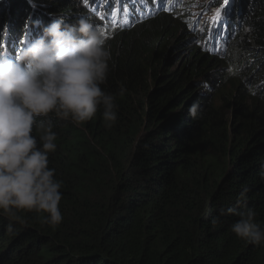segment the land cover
Returning <instances> with one entry per match:
<instances>
[{"label": "trees", "instance_id": "obj_1", "mask_svg": "<svg viewBox=\"0 0 264 264\" xmlns=\"http://www.w3.org/2000/svg\"><path fill=\"white\" fill-rule=\"evenodd\" d=\"M145 1L168 10L125 28L135 15L127 7L139 0H0V44L13 41L0 54L22 37L35 40L53 19L108 26L100 87L117 105L111 128L100 111L79 125L49 114L57 147L48 167L62 182L63 219L52 227L46 214L0 212V264H264V245L231 232L239 216L220 215L251 208L264 227V0H232L224 35L214 20L223 0L203 1L196 14L189 6L197 0ZM230 76L234 91H218Z\"/></svg>", "mask_w": 264, "mask_h": 264}, {"label": "clouds", "instance_id": "obj_2", "mask_svg": "<svg viewBox=\"0 0 264 264\" xmlns=\"http://www.w3.org/2000/svg\"><path fill=\"white\" fill-rule=\"evenodd\" d=\"M139 1L140 6L127 7L128 13L136 14L127 16L125 28L128 23L157 18L149 3ZM86 7L90 15L96 11L93 5ZM104 27L98 29L85 16L72 24L53 19L35 40L29 43L22 37L23 44L16 41L12 50L0 54V212L15 217L17 211H35L46 214L42 221L52 227L62 222V182L54 178L55 169L48 167L49 153L57 147L49 114L79 125L100 111L106 128L115 124V96L100 87L111 60V51L105 46L109 28ZM124 91L121 86L120 94ZM199 113V103L193 102L189 116L196 119ZM33 129L39 134L40 146ZM246 192L244 189L238 197L241 207H246ZM226 212L239 216L230 225L237 238L264 245V227L257 222L254 209H221L220 215Z\"/></svg>", "mask_w": 264, "mask_h": 264}, {"label": "rangeland", "instance_id": "obj_3", "mask_svg": "<svg viewBox=\"0 0 264 264\" xmlns=\"http://www.w3.org/2000/svg\"><path fill=\"white\" fill-rule=\"evenodd\" d=\"M205 1V3L210 0H197L195 1L194 3H192L189 8L190 10H193L192 14H196L200 11V5L202 4V2ZM196 3V4H195ZM201 20V15L198 16V23L199 21ZM203 22V19L201 20ZM202 22L200 23V25L202 24ZM192 27V26H191ZM217 33L219 35H224L226 33V29H225V26H220L218 29H217ZM206 39V38H205ZM126 43H127V40H126ZM180 55H182V53H180ZM177 62V61H176ZM245 71H243L242 73H244ZM258 76H259V72L256 71L254 72L252 78H251V84H254V83H257L259 82L258 80ZM234 79L235 77L234 76H230L228 80H226L224 83H222L219 87H218V91L221 90L223 87H228V89H231L230 92H233L234 89L232 88V83L234 82ZM261 87H258L257 90H259V92H264V81L260 83ZM217 90H212L211 92H209V95H210V102H214L215 99L217 98L218 96V92ZM230 102V101H229ZM217 103V102H216ZM221 105H218L217 107H220L221 110L223 111L224 110H227V106L223 105V102L220 101ZM218 104V103H217ZM230 117V113L228 115V118Z\"/></svg>", "mask_w": 264, "mask_h": 264}, {"label": "snow or ice", "instance_id": "obj_4", "mask_svg": "<svg viewBox=\"0 0 264 264\" xmlns=\"http://www.w3.org/2000/svg\"><path fill=\"white\" fill-rule=\"evenodd\" d=\"M108 2L110 3L111 0H108ZM117 3L120 2V0H116ZM232 3V0H223V3L220 5V7H218L216 9L215 12V16H214V20L217 22V26L219 27L220 22L222 21V13L223 16L226 17L228 15V13L230 12V4ZM168 10V9H165ZM117 14V9L113 8L111 10V16L115 17ZM101 19H105L106 16L105 15H101L100 17ZM246 31H248V29H246ZM218 34V33H217ZM21 44H23V41H21ZM4 47V45L0 44V48Z\"/></svg>", "mask_w": 264, "mask_h": 264}, {"label": "bare ground", "instance_id": "obj_5", "mask_svg": "<svg viewBox=\"0 0 264 264\" xmlns=\"http://www.w3.org/2000/svg\"><path fill=\"white\" fill-rule=\"evenodd\" d=\"M162 1H165V0H162ZM172 1V0H171ZM172 3V2H171ZM142 5H144V6H146L147 5V3H141ZM196 4V3H195ZM152 7H155L154 8V11H155V13H156V15L158 14V13H160L164 8H162V7H160L159 5H153ZM151 7V8H152ZM136 8V7H135ZM165 10V9H164ZM111 13V12H110ZM132 13H133V11H132ZM133 14H136V13H133ZM132 14V15H133ZM148 16V15H147ZM155 20V19H154ZM125 31V30H124Z\"/></svg>", "mask_w": 264, "mask_h": 264}]
</instances>
